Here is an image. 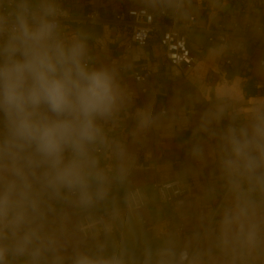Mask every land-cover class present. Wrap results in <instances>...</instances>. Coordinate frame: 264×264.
Wrapping results in <instances>:
<instances>
[{"label": "crops", "instance_id": "obj_1", "mask_svg": "<svg viewBox=\"0 0 264 264\" xmlns=\"http://www.w3.org/2000/svg\"><path fill=\"white\" fill-rule=\"evenodd\" d=\"M186 1L69 0L73 15L101 11L99 24L60 25L65 35L85 43L91 65L115 72L124 99L113 117L102 122L106 140L94 149L108 177L103 200L83 206L66 193L41 190L34 178L40 201L36 264H72L74 255L89 254L93 243L115 244L119 250L111 257L127 264L125 247L140 246L143 240L165 246L176 234L169 264L186 247L193 264H264V191L225 173L219 140L231 123L264 105L259 67L264 42L239 34L236 39L249 46L229 68L216 64L224 47L207 42L210 30L249 22L262 0H190V11L199 17L198 30L188 37L198 62L193 71L166 62L159 44L125 53L121 43L129 27L110 15L114 10L125 16L140 7L178 10ZM83 27L91 31L81 32ZM140 67L150 73L145 83L132 76ZM175 179L188 185L180 220L159 202L156 188ZM27 259L9 251L0 264H27Z\"/></svg>", "mask_w": 264, "mask_h": 264}, {"label": "clouds", "instance_id": "obj_2", "mask_svg": "<svg viewBox=\"0 0 264 264\" xmlns=\"http://www.w3.org/2000/svg\"><path fill=\"white\" fill-rule=\"evenodd\" d=\"M59 12L58 0H0V262L9 251L38 259L34 178L83 206L107 196L94 149L123 90L112 69L89 63L82 40L63 33ZM219 140L225 173L264 191V105ZM72 264L120 262L77 252Z\"/></svg>", "mask_w": 264, "mask_h": 264}, {"label": "built area", "instance_id": "obj_3", "mask_svg": "<svg viewBox=\"0 0 264 264\" xmlns=\"http://www.w3.org/2000/svg\"><path fill=\"white\" fill-rule=\"evenodd\" d=\"M69 0H58L59 23L70 22L77 25H96L102 20V13L98 10L87 12L83 15H73L68 8ZM261 6L251 11V20L247 23H232L231 30L223 26L210 30L207 42L212 45L218 43L224 47V51L217 54L216 64L218 68H229L235 65L239 56L246 51L249 44L236 39L239 34H246L253 41L264 42V0L259 2ZM190 0L185 5L173 10L169 6H163L156 10L148 7L129 9L127 14L111 11L110 15L118 22L126 21L128 31L121 43L125 53H130L133 47L148 48L153 44H159L163 49V56L170 65L193 71L197 68L196 55L192 52L188 37L198 30L199 17L190 11ZM126 19V20H125ZM91 64V58L87 55ZM259 67L264 72V58L259 61ZM215 74V72L212 71ZM133 79L137 83L147 82L150 73L146 67H140L133 71ZM264 87V81H263ZM161 114H166L162 110ZM159 202L170 208L177 219L180 220L181 210L187 206L188 185L179 179L156 184ZM192 251L186 247L181 249L175 258L176 264H193ZM37 263V260L35 264Z\"/></svg>", "mask_w": 264, "mask_h": 264}, {"label": "rangeland", "instance_id": "obj_4", "mask_svg": "<svg viewBox=\"0 0 264 264\" xmlns=\"http://www.w3.org/2000/svg\"><path fill=\"white\" fill-rule=\"evenodd\" d=\"M179 235H175L173 240L166 244L165 246H161L160 242H156L155 244H151L152 242L144 241L142 245L136 247H125V251L123 250V256L127 259V264H169L172 256L174 255L170 253V250H174L173 248L176 245V240ZM89 254L93 256H105L111 257L117 254V250L119 247L115 244L102 245L100 243H93L89 247Z\"/></svg>", "mask_w": 264, "mask_h": 264}, {"label": "water", "instance_id": "obj_5", "mask_svg": "<svg viewBox=\"0 0 264 264\" xmlns=\"http://www.w3.org/2000/svg\"><path fill=\"white\" fill-rule=\"evenodd\" d=\"M89 31H91V29L88 28V27H83V28L81 29V32H85V33H87V32H89ZM119 262H120V264H123L120 260H119ZM175 264H176V263H175Z\"/></svg>", "mask_w": 264, "mask_h": 264}]
</instances>
